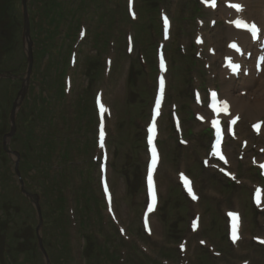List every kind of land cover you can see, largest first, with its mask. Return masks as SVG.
Segmentation results:
<instances>
[{
  "label": "rangeland",
  "instance_id": "1",
  "mask_svg": "<svg viewBox=\"0 0 264 264\" xmlns=\"http://www.w3.org/2000/svg\"><path fill=\"white\" fill-rule=\"evenodd\" d=\"M89 1L91 0H79L73 5V0H67L66 7H64L60 0H43L41 5L40 0H29L31 17L29 26L34 41L32 45L33 66L29 78L30 89L22 109L19 111L17 109L18 130L9 146L13 152L19 153L18 157L16 154L4 151V137L11 130L13 107L15 102H18L24 80L27 77L28 44L23 38L25 29L22 0H0V73L11 72L17 76L7 77L0 81V233H7L9 228L13 238V251L9 256L11 264H46L45 257L38 245L37 234H40L42 239L40 240L48 250L52 262L62 264V261L59 262L57 258L60 252H58L56 243L61 244L64 236L59 235L58 238H54L55 243L53 244L51 238L49 242L47 240V230L49 232L53 230L51 216L53 213L55 214V211L58 212V202L60 201L59 199L58 202H54L52 199L57 200L56 196L59 193L49 189L48 192L53 195L45 197L41 194V191L45 193L47 190L43 180L48 178V161L44 159L43 154H40L38 157L44 163L37 164L33 150L30 151V146L34 145L32 130L35 122L40 121L36 113L43 109L46 102L47 106L48 101L53 104L48 108L45 107V111L43 110L47 115L44 119L45 128L48 131L51 130V123L48 121L52 113L54 131L58 132L60 120L64 126L68 124L70 130L74 129L73 134H67V136H76L80 140L79 143L82 144V159L85 162L83 167L86 171H79L72 177L73 180L75 178L79 180L77 184L75 182L73 188L74 199L77 200L78 193H81L78 202L81 201L85 208L87 197L89 198L88 203L91 204L97 196L101 195V170L98 164L103 154L97 147L93 148L99 122L95 115L93 102L96 93L100 91L112 108L111 115L108 117L110 134L107 139V152L108 175L114 196L113 213L108 210V207L104 210L106 229L101 227L98 222L96 225L90 222L93 226H89V223L85 225L88 216L82 217L84 224L81 226L79 215L77 216L79 223L77 227L79 234L76 244L77 257L75 256L77 263L84 264L78 254L85 240L83 236L84 239L81 238V235L95 234L99 231L107 235V248L100 255L94 242L97 245H103V242H100L96 236L97 240L94 242L90 239L91 241L88 243L89 239H87L85 249L88 250L86 252L87 264H111L113 261L111 253L115 243L118 244V248L127 246L129 250L133 248L131 247L133 244L134 248L140 252L148 251L153 254V257L145 256L144 261H141V257L138 256L136 264H171L170 261H174L176 264H188V260L191 258H193V264H244L250 254L244 253L241 248L244 251L248 250V239L242 240L240 245L236 244L234 248L229 245L226 247L223 243L224 245L219 246L216 255H214L215 250L200 244L201 241L208 242L206 236H210L219 244L218 238L223 234L224 216L218 219L215 211L207 202H203L204 210L200 208L204 214H202V220L199 217L201 228L199 232L193 233L189 228L187 233H183L182 230L189 220L195 216L196 212H201L197 208L201 207L202 202L194 203L187 196L180 194L177 189H180V184L175 177V172L185 169L187 172L189 166V171L192 174L189 173L194 177L198 191H217L220 197L224 195L222 193L228 185L240 187L239 189L235 187V189L246 192L248 197L254 187L259 184L256 173L248 179L243 178L241 184H238L223 178L224 176L218 171L216 172L211 164L207 168L204 167L202 158L206 157L208 152L206 141H209V136L206 135L204 125L196 119L190 120L191 115L193 118L197 111H202V108L197 106L192 97L194 89H200L205 96V78L209 74L205 69L204 75H194L192 61H186L187 58L183 57L184 52L180 50H186L187 54H194L193 58L197 54H201L204 58L202 62L210 61L213 57L207 48L212 44L222 48L225 30L219 25L211 27L212 19L216 18L213 12L201 8L200 4H196L192 0H162L161 3V0H135L136 11L139 12V17L142 19V26L134 27V33L132 26L139 25L140 22L137 18L127 17L128 0H108L109 2L95 0L99 6L92 11V16H87L91 21L85 20L84 26L86 25L85 27L88 29L85 39L80 41L82 26H77V22L69 21L66 29L60 34V37L62 35L63 38L59 43V54L48 53L52 49V37L49 38L44 31L49 26L42 21L43 15L55 8V2L56 4L60 2L61 8H65L62 9V12H65L64 16L69 18L79 6L81 9L86 8L90 4ZM71 4L75 6L72 11L68 10ZM193 4L196 5L191 6ZM97 12L99 15H96ZM162 13L169 16L173 22L169 41L163 40ZM50 20H52L51 17ZM37 22L39 23L37 24ZM53 29L54 27L51 25L47 30L52 31ZM98 32H103V34L99 35ZM132 32L136 37L135 52L128 54V36ZM106 33L108 36L110 35L108 47L101 41L108 37ZM199 34L205 38V45L195 44V37ZM102 35L103 38H101ZM159 47L165 49L168 63H170V72L167 75L168 90L164 114L160 119V142L163 158L158 172V180L160 181L161 202L159 212L150 217L153 232L149 234L142 229V218L146 205L144 183L148 155L145 149L142 151L139 149L144 145L146 126L151 118V108L159 73L157 70ZM73 51L77 55L76 66L71 65ZM178 51L182 52L181 56ZM175 61L176 65H180V67L175 65ZM201 68L202 65H199L198 70ZM67 70H70L68 77L72 81L70 92L67 98L62 100L58 96L57 90L53 98L54 90L62 89L63 83L66 84L63 72ZM36 77L42 80L43 85L34 81ZM26 106L27 112L24 114ZM175 107L181 110L180 115L184 118L182 127L186 128L185 134H191L189 136L191 145L188 147L177 142L179 139L175 135L176 129L173 128L171 118V112ZM249 113L251 112H245L244 116L249 118ZM61 114L65 120L60 119ZM244 126L245 124L242 127L244 128ZM91 157L92 159L97 157L99 162L96 166L91 167L89 163ZM186 157L187 164H181V161H178ZM191 158L197 160L200 158L198 169L195 163H191ZM17 160L22 177L26 182V193L23 192L19 176L16 174ZM180 164L181 168L178 167ZM234 167L241 171L245 169L237 161H234ZM89 175L91 176L90 182L89 179L87 181ZM83 184L88 185L84 188ZM48 199L51 203H47ZM183 202L190 204L187 215ZM224 203L233 206L235 200L230 197ZM44 204L49 210L40 231V216L37 208L40 207L44 213ZM97 206L96 203L95 207ZM77 209L78 207H76ZM250 214L251 212L248 210L244 216L243 235L246 237H249L250 229L253 231L259 229L255 224L256 221L251 220L253 217ZM97 215L98 217L101 215V210H96L95 220H97ZM58 216L61 218V215L58 214ZM262 216L264 218V214ZM247 220L251 225L246 222ZM120 232L124 234L126 241H119V236L116 234H120ZM222 240L224 242L223 238ZM181 241L188 248L185 253H181L175 246ZM212 243L213 241L208 242L210 246H214ZM0 245H4L2 240H0ZM109 245L113 248L112 250L108 248ZM118 248H115L114 251H117ZM236 248L238 252H235ZM206 250H209L210 253L213 252L214 256L207 253L205 258ZM257 253L259 257H255L252 264H264V249H258ZM1 257L2 253H0V260ZM127 263L135 264L129 261Z\"/></svg>",
  "mask_w": 264,
  "mask_h": 264
},
{
  "label": "trees",
  "instance_id": "2",
  "mask_svg": "<svg viewBox=\"0 0 264 264\" xmlns=\"http://www.w3.org/2000/svg\"><path fill=\"white\" fill-rule=\"evenodd\" d=\"M55 15L56 16L54 18L56 19L59 14H56V12H55ZM49 144H50V141L47 142V141H42L41 140V143L40 142H36L34 144V146H33L34 153H36L38 155L43 154L44 156L50 157L51 156V152L53 150L49 151V148H48ZM38 155H37V158H36V161H37L36 163L37 164H39V160H41V159L38 158ZM69 155H70V148H67V154L63 155V157L67 158V157H69ZM53 184H54V186H52ZM49 185L52 188V190H55L54 187L56 185H58V182L56 180V181H53ZM50 187H49V189H50ZM57 190H58V187H57ZM58 192H61V191L59 190ZM56 198H57V200L56 199H52V200H54V202H58L59 199H60V201L58 202L59 203L58 212L55 211V214L53 213V215L51 216V218H52L51 226H52L53 230L51 232H49L47 230V235H48L47 237H49L47 240L49 242V239L51 238L52 239V244H53V243H55L54 238H58L59 235L64 236V238L62 237L63 238V242L61 244L60 243L58 244V242H57L56 246L58 248V252H60V254L57 256L59 262L62 261V264H66V262H65V256L66 255L64 253H67V251H68V249L70 247V244L68 242V239H69L68 230H69V226H70V220L65 215V210H64L65 208L63 207L64 203H63L62 195L58 194L56 196ZM49 202L50 201H47V203H49ZM58 214L61 215V218H59ZM46 217H47V212H45V214H44V218H46ZM84 236L86 237V239H89L88 243L91 241L90 239L93 240L92 236H90V235H84ZM87 246H89V244H87ZM85 252H88V250H85ZM54 264H55V262H54Z\"/></svg>",
  "mask_w": 264,
  "mask_h": 264
},
{
  "label": "bare ground",
  "instance_id": "3",
  "mask_svg": "<svg viewBox=\"0 0 264 264\" xmlns=\"http://www.w3.org/2000/svg\"><path fill=\"white\" fill-rule=\"evenodd\" d=\"M228 33L230 34V32ZM249 78L254 83L253 85L247 84V88L249 89L250 93H253L249 95L250 101H248L247 97H243L234 93L232 90L234 87L233 82H230V84L227 86L229 93H227V96L232 101L234 108L236 106L238 111H242L244 108L246 111H250L251 113L264 110V76L255 79L254 75H250Z\"/></svg>",
  "mask_w": 264,
  "mask_h": 264
},
{
  "label": "snow or ice",
  "instance_id": "4",
  "mask_svg": "<svg viewBox=\"0 0 264 264\" xmlns=\"http://www.w3.org/2000/svg\"><path fill=\"white\" fill-rule=\"evenodd\" d=\"M210 2L214 6V0H210ZM231 6L236 8L237 11L241 10V6L239 4H232ZM165 21H167L166 17H165ZM233 23L235 24V26L237 28H241V29H243L245 31L250 32L253 38L257 37V35H258L259 31H260V29L257 27V25L255 23H248L247 21H243V20H236ZM231 47H233L237 51L240 50L239 47L237 46V44H235V43H233L231 45ZM229 66L232 68L233 71H238L239 67H240L238 64H232V63H230ZM213 97L215 98V93H213ZM214 107L218 111L227 112L228 105H227L226 101H216L215 104H214ZM101 110L105 111L103 106L101 107ZM234 122L235 121H233V123ZM254 127H256L257 130H259L260 125L257 124V125H254ZM103 135H104V133H103V131H101V137H103ZM221 158H223V157H221ZM262 167H264V165H262ZM153 196H154V192H153ZM193 198H195V196ZM233 215H235V214H233ZM237 238H238V236L234 234L233 240L235 241Z\"/></svg>",
  "mask_w": 264,
  "mask_h": 264
},
{
  "label": "water",
  "instance_id": "5",
  "mask_svg": "<svg viewBox=\"0 0 264 264\" xmlns=\"http://www.w3.org/2000/svg\"><path fill=\"white\" fill-rule=\"evenodd\" d=\"M23 7H24V38L25 40L28 42V53H29V58H30V65L32 66V62H33V57H32V41H31V36H30V26H29V16H28V7H27V0H23ZM25 88L23 89V91L21 92L22 96L25 94ZM15 110L13 111L12 113V117H11V121L13 123V128H12V131L6 135L5 137V140H4V145H5V148L7 147V144L9 143L10 141V138L14 135L15 131H16V127H15V116H16V106L14 108ZM17 165H18V162H17ZM17 172L19 174V171H18V166H17ZM22 184H23V181L21 180ZM38 211H39V214H40V209L38 208ZM41 219V222H42V218L40 217ZM41 239V238H40ZM40 246L45 254V257L47 259V264H51L50 262V259H49V256L47 254V252L45 251V249L43 248L42 246V241L40 240Z\"/></svg>",
  "mask_w": 264,
  "mask_h": 264
}]
</instances>
